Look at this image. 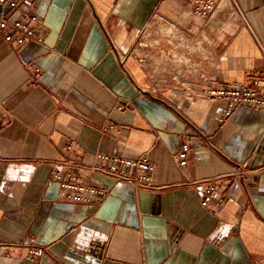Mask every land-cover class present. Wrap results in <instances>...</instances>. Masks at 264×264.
Returning <instances> with one entry per match:
<instances>
[{
	"label": "crops",
	"instance_id": "1",
	"mask_svg": "<svg viewBox=\"0 0 264 264\" xmlns=\"http://www.w3.org/2000/svg\"><path fill=\"white\" fill-rule=\"evenodd\" d=\"M15 1L0 18L36 14L43 41L0 38V264H264V110L202 95L263 71L264 0L208 18L191 0ZM98 155L146 158L150 184ZM65 169L107 196L67 200Z\"/></svg>",
	"mask_w": 264,
	"mask_h": 264
},
{
	"label": "built area",
	"instance_id": "2",
	"mask_svg": "<svg viewBox=\"0 0 264 264\" xmlns=\"http://www.w3.org/2000/svg\"><path fill=\"white\" fill-rule=\"evenodd\" d=\"M220 1L222 0H191V5L202 18H208ZM231 2L236 6L234 0ZM0 4L10 8L16 7L15 0H0ZM39 27V18L33 13H21L14 19L2 17L0 18V38L7 44L41 43L43 36ZM202 95L210 99H225L227 101L226 114L231 113L239 105L264 110V69L262 72L252 75L245 83L229 84L222 87L207 85L202 90ZM66 148L70 149V146H66ZM189 151L190 145L185 142L181 145L179 152L173 156V161L179 168L186 166ZM98 159L108 165L107 173L116 180L141 186L150 184L152 166L146 158L132 160L117 155H98ZM241 170L242 168L237 166L232 174L236 175ZM222 177L215 176L199 181L203 188L200 203L210 212H214L215 206L221 205L225 200V188L220 181ZM50 182H56L62 189L64 197L74 202H91L92 197L103 198L108 194L104 190L86 186L77 176L66 169L64 171L56 170L52 174ZM27 248L31 256L41 254V250L33 244H29Z\"/></svg>",
	"mask_w": 264,
	"mask_h": 264
}]
</instances>
